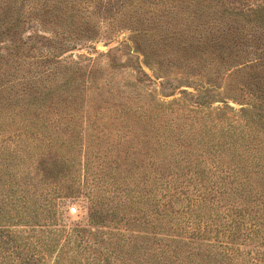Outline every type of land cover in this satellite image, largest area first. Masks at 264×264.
<instances>
[{"label":"rangeland","instance_id":"obj_1","mask_svg":"<svg viewBox=\"0 0 264 264\" xmlns=\"http://www.w3.org/2000/svg\"><path fill=\"white\" fill-rule=\"evenodd\" d=\"M257 123L264 0H0V149L68 204L58 226L125 231L119 264L150 257L149 228L124 219L141 187L259 201Z\"/></svg>","mask_w":264,"mask_h":264},{"label":"trees","instance_id":"obj_2","mask_svg":"<svg viewBox=\"0 0 264 264\" xmlns=\"http://www.w3.org/2000/svg\"><path fill=\"white\" fill-rule=\"evenodd\" d=\"M229 113L242 116L244 111ZM256 126L264 132V124ZM242 134V141L258 140L252 131L249 136ZM7 139L14 142L11 136ZM15 145L18 147V141ZM6 153L0 149L3 157L0 160H4L0 164V264H119L125 256L118 250L136 249L135 241L129 239L125 231L111 233L106 246L104 240L92 236L91 230L90 236L86 235L85 228L78 223L71 222L74 225L71 228L58 226L59 222L65 223L63 216L68 204L61 197L55 200L54 190L40 186L44 174L33 176L31 170L23 174L17 168L15 162H24L17 149L14 154ZM258 158L264 161V152ZM255 171L260 174L259 178H264L263 164ZM238 172L237 169V176ZM244 179L248 177L238 183L242 185ZM145 188L136 190L135 199H125L136 201L133 213L124 216L126 222L148 227L153 239L146 252L150 257L135 264H264L262 190L257 203L222 204L214 198L191 200L177 188ZM231 188L241 200L246 199L245 194H250L243 186ZM216 191L208 190L212 197L221 195L218 189ZM37 201L40 204L37 205ZM178 214L180 216L176 217Z\"/></svg>","mask_w":264,"mask_h":264},{"label":"water","instance_id":"obj_3","mask_svg":"<svg viewBox=\"0 0 264 264\" xmlns=\"http://www.w3.org/2000/svg\"><path fill=\"white\" fill-rule=\"evenodd\" d=\"M99 49H100V50H104L105 48H103V47H99Z\"/></svg>","mask_w":264,"mask_h":264}]
</instances>
